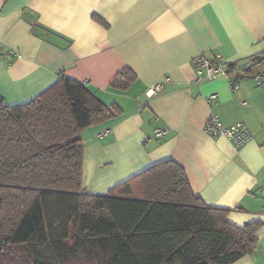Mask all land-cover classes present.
Listing matches in <instances>:
<instances>
[{
	"label": "crops",
	"instance_id": "1",
	"mask_svg": "<svg viewBox=\"0 0 264 264\" xmlns=\"http://www.w3.org/2000/svg\"><path fill=\"white\" fill-rule=\"evenodd\" d=\"M262 54L264 0H0L2 104L24 105L62 74L123 111L83 132L88 194L174 160L194 194L229 210L239 227L264 222V86L250 78L238 90L225 77L200 83L193 61L220 55L240 75ZM125 68L137 82L111 88ZM167 77L163 92L147 96ZM212 114L226 126L244 122L251 140L236 150L214 139L205 129ZM160 127L169 129L162 139ZM257 237V252L235 264H264V226Z\"/></svg>",
	"mask_w": 264,
	"mask_h": 264
},
{
	"label": "trees",
	"instance_id": "2",
	"mask_svg": "<svg viewBox=\"0 0 264 264\" xmlns=\"http://www.w3.org/2000/svg\"><path fill=\"white\" fill-rule=\"evenodd\" d=\"M235 69L227 65L236 80L262 73L264 54ZM137 80L125 68L110 87ZM122 114L62 74L24 105L0 102V264H235L257 252L264 222L232 224L174 160L105 195L85 191L83 132Z\"/></svg>",
	"mask_w": 264,
	"mask_h": 264
},
{
	"label": "built area",
	"instance_id": "3",
	"mask_svg": "<svg viewBox=\"0 0 264 264\" xmlns=\"http://www.w3.org/2000/svg\"><path fill=\"white\" fill-rule=\"evenodd\" d=\"M9 58H12V55H10ZM228 64L229 62L220 55L213 58H208L205 55H199L194 60V70L197 76V81L201 83L203 81L225 77L229 80L232 90H238L247 77H241L237 80L230 77V73L227 71ZM249 78L254 80L257 86H264V71ZM171 81L172 79L167 77L162 83L155 85L147 91V96L152 97L163 92L166 84L171 83ZM215 98L216 95L209 97L208 103L211 104ZM246 104V102L243 103V105ZM205 129L214 139H227L236 150L242 149L252 137L249 127L244 122H237L233 125L226 126L221 118L215 114H212L209 117ZM168 132L169 129L167 127H160L156 130L155 137L162 139ZM105 133L108 134L110 131L108 130Z\"/></svg>",
	"mask_w": 264,
	"mask_h": 264
}]
</instances>
